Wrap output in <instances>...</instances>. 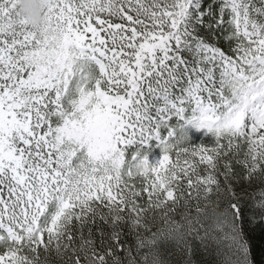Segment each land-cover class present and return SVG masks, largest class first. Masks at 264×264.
I'll list each match as a JSON object with an SVG mask.
<instances>
[{
	"label": "snow or ice",
	"instance_id": "6c2138e0",
	"mask_svg": "<svg viewBox=\"0 0 264 264\" xmlns=\"http://www.w3.org/2000/svg\"><path fill=\"white\" fill-rule=\"evenodd\" d=\"M41 15L0 0V264H255L264 0H47ZM192 129L212 143L192 147Z\"/></svg>",
	"mask_w": 264,
	"mask_h": 264
},
{
	"label": "trees",
	"instance_id": "16d2710c",
	"mask_svg": "<svg viewBox=\"0 0 264 264\" xmlns=\"http://www.w3.org/2000/svg\"><path fill=\"white\" fill-rule=\"evenodd\" d=\"M189 137L192 147L206 146L211 144V138L202 132H196L194 129L189 130ZM157 157H162L160 150L153 147L151 154L149 155V162L152 163ZM247 204V201H245ZM211 212V210H209ZM221 213L215 215L219 217ZM244 233L251 244V259L255 261V264H264V223L259 222L261 214L255 212L254 215L257 218L256 223L250 222L249 217L253 215L251 211V205L244 208ZM226 246V244H225ZM210 264H216L215 260H212Z\"/></svg>",
	"mask_w": 264,
	"mask_h": 264
},
{
	"label": "clouds",
	"instance_id": "9594fccd",
	"mask_svg": "<svg viewBox=\"0 0 264 264\" xmlns=\"http://www.w3.org/2000/svg\"><path fill=\"white\" fill-rule=\"evenodd\" d=\"M42 6L47 7V0H22V12L30 23L41 24L43 22ZM222 215L220 214L219 217Z\"/></svg>",
	"mask_w": 264,
	"mask_h": 264
},
{
	"label": "rangeland",
	"instance_id": "374dc122",
	"mask_svg": "<svg viewBox=\"0 0 264 264\" xmlns=\"http://www.w3.org/2000/svg\"><path fill=\"white\" fill-rule=\"evenodd\" d=\"M160 159H162V157H157V158L154 159V161H152V163H150V164L155 165V164H157V163L159 162Z\"/></svg>",
	"mask_w": 264,
	"mask_h": 264
}]
</instances>
